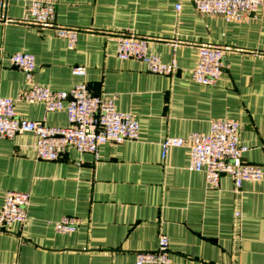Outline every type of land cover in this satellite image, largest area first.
<instances>
[{
	"label": "crops",
	"instance_id": "0c3cea01",
	"mask_svg": "<svg viewBox=\"0 0 264 264\" xmlns=\"http://www.w3.org/2000/svg\"><path fill=\"white\" fill-rule=\"evenodd\" d=\"M27 10L23 0H0V95L17 98L28 86L10 55L33 53L40 84L69 90L86 82L115 96L117 108L138 119L140 136L101 145L97 158L68 147L55 161L38 159L33 132L0 137V205L8 191L31 195L24 223L0 224V264H136V253L155 249L161 234L169 264H264V175L240 189L229 175L212 186L203 171L188 169V146L165 158L161 148L168 136L236 120L250 147L245 161L264 172V6L227 20L199 13L192 0H59L56 22L80 29L72 49L54 29L23 23ZM127 32L148 37L150 51L176 58L178 70L157 74L118 58ZM201 43L226 49L214 85L193 78ZM78 65L85 76L73 74ZM15 107L21 118L68 125L65 111L42 103ZM64 216L78 219L75 231L56 230Z\"/></svg>",
	"mask_w": 264,
	"mask_h": 264
},
{
	"label": "built area",
	"instance_id": "2783aa9c",
	"mask_svg": "<svg viewBox=\"0 0 264 264\" xmlns=\"http://www.w3.org/2000/svg\"><path fill=\"white\" fill-rule=\"evenodd\" d=\"M28 5L23 23L40 28H52L55 33L68 41L70 49L76 46L79 28L62 26L56 22V8L59 0H23ZM201 14L222 15L227 20L242 15H255L264 6V0H192ZM181 5L177 4V9ZM150 39L134 32L122 33L118 38L117 56L122 60L137 59L157 74L172 75L178 68L176 58L164 61L161 56L150 51ZM176 45V42H175ZM198 62L193 70V78L198 83L214 85L221 77L226 63V49L221 45L201 43L197 45ZM10 62L21 69L28 86L17 98L0 95V137H14L18 133L33 132L37 135L34 145L40 160L55 161L68 147L80 152L99 156L101 145L124 143L140 136V123L131 113L121 111L116 106V97L96 94L86 82H80L69 90H54L36 80V56L29 52H15ZM74 75L85 76L87 69L78 65L72 69ZM42 103L45 109L65 111L67 126H52L44 121L21 118L16 112V102ZM188 146L191 159L190 171H203L207 181L217 186L223 175H229L236 189L246 181H259L264 172L261 166L247 163L245 154L250 147L240 141V123L236 120L221 119L211 124L208 133L192 132L186 136H168L161 142L162 157L170 148ZM31 195L26 191H8L4 203L0 205V224L24 223ZM239 216V212L236 213ZM78 219L64 216L55 223L59 232H72L78 227ZM170 242L166 234H161L158 245L153 250L138 251L136 264H169Z\"/></svg>",
	"mask_w": 264,
	"mask_h": 264
}]
</instances>
